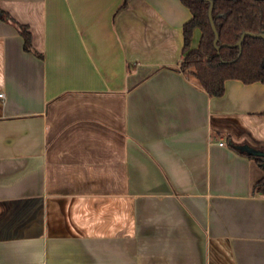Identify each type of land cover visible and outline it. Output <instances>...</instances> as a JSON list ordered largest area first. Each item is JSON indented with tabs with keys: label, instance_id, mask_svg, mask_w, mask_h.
I'll return each instance as SVG.
<instances>
[{
	"label": "crops",
	"instance_id": "1",
	"mask_svg": "<svg viewBox=\"0 0 264 264\" xmlns=\"http://www.w3.org/2000/svg\"><path fill=\"white\" fill-rule=\"evenodd\" d=\"M124 3L0 0V264H264V83L210 96L182 0Z\"/></svg>",
	"mask_w": 264,
	"mask_h": 264
},
{
	"label": "trees",
	"instance_id": "2",
	"mask_svg": "<svg viewBox=\"0 0 264 264\" xmlns=\"http://www.w3.org/2000/svg\"><path fill=\"white\" fill-rule=\"evenodd\" d=\"M213 1L212 18L219 34L218 47L214 44L215 31L209 10ZM125 0L124 4H127ZM192 12V18L184 25V57L180 69L194 78L210 96H222L228 79L244 83H264V38L247 34L240 46L242 34L264 32V0H182ZM0 19H12L0 7ZM25 38V48L31 47V35L25 25H20ZM201 36L196 47L194 34ZM264 150V149H262ZM263 167L264 159L250 155ZM264 193V178L255 185Z\"/></svg>",
	"mask_w": 264,
	"mask_h": 264
},
{
	"label": "water",
	"instance_id": "3",
	"mask_svg": "<svg viewBox=\"0 0 264 264\" xmlns=\"http://www.w3.org/2000/svg\"><path fill=\"white\" fill-rule=\"evenodd\" d=\"M212 12H213V1H211V6H210V10H209V16H210V19H211V23H212V27L215 31V40H214V44L217 48L218 47V40H219V34L217 32V29H216V26L214 24V21H213V18H212ZM247 34H250L254 37H258V38H264V32L263 33H248V32H245L242 34L240 40L233 44V46H240L245 38V36ZM238 148L241 150V151H244L250 155H254V156H259V157H262L264 159V150L262 149H259V148H256V147H253L251 145H248V144H243V145H239ZM263 167H264V163H263Z\"/></svg>",
	"mask_w": 264,
	"mask_h": 264
},
{
	"label": "rangeland",
	"instance_id": "4",
	"mask_svg": "<svg viewBox=\"0 0 264 264\" xmlns=\"http://www.w3.org/2000/svg\"><path fill=\"white\" fill-rule=\"evenodd\" d=\"M200 36H201L200 30H196L195 34H194V40H193V46L194 47H196L198 45L199 40H200Z\"/></svg>",
	"mask_w": 264,
	"mask_h": 264
},
{
	"label": "built area",
	"instance_id": "5",
	"mask_svg": "<svg viewBox=\"0 0 264 264\" xmlns=\"http://www.w3.org/2000/svg\"><path fill=\"white\" fill-rule=\"evenodd\" d=\"M0 96H3V94L1 93ZM220 144L223 145L224 141H221Z\"/></svg>",
	"mask_w": 264,
	"mask_h": 264
}]
</instances>
